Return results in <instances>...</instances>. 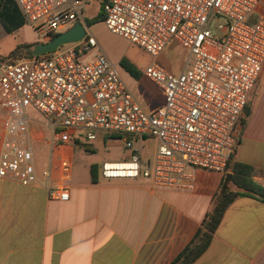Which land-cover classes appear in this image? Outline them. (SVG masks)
<instances>
[{"label": "built area", "instance_id": "1", "mask_svg": "<svg viewBox=\"0 0 264 264\" xmlns=\"http://www.w3.org/2000/svg\"><path fill=\"white\" fill-rule=\"evenodd\" d=\"M14 1L24 21L47 43L78 22L86 25L84 12L91 0ZM259 5L260 0L104 2L103 23L113 35L153 58L172 41L188 51L179 74L155 62L145 70L165 98L151 112L141 106L93 35L67 48L0 65V180L40 184L52 199L70 198L51 168L37 172L30 109L44 118L53 138L61 130L83 131L85 145L100 133L122 139L130 155L123 161H104L99 167L103 179H147L156 187L192 191L198 172L224 174L264 67ZM150 139L157 141L153 161L143 155ZM65 140L52 143L53 151L62 154L58 170L67 179L72 162Z\"/></svg>", "mask_w": 264, "mask_h": 264}, {"label": "crops", "instance_id": "2", "mask_svg": "<svg viewBox=\"0 0 264 264\" xmlns=\"http://www.w3.org/2000/svg\"><path fill=\"white\" fill-rule=\"evenodd\" d=\"M258 13L264 15V0ZM4 32L0 23L1 39ZM164 101L161 90L160 97L149 92V103L140 104L151 112ZM247 105L251 116L242 132L240 124L232 156L253 166L255 179L264 185V67ZM30 110L37 172L51 168L70 198L52 199L40 184L0 180V264H170L195 236L224 174L198 172L192 191L156 187L147 179L106 180L100 165L79 159L67 147L72 168L64 179L58 170L62 154L53 151L45 122L33 124ZM3 135L0 113V143ZM46 148L48 164L40 167L35 149ZM93 165L98 166L95 178ZM193 264H264V204L243 197L230 205L209 248Z\"/></svg>", "mask_w": 264, "mask_h": 264}, {"label": "rangeland", "instance_id": "3", "mask_svg": "<svg viewBox=\"0 0 264 264\" xmlns=\"http://www.w3.org/2000/svg\"><path fill=\"white\" fill-rule=\"evenodd\" d=\"M92 3L88 5L84 12L85 19H92L95 15L93 11L97 8V12L100 10V0H96V3L91 0ZM98 1V2H97ZM98 3V4H97ZM19 8V7H18ZM21 12V11H20ZM93 16V17H92ZM89 30H87L88 35H93L104 53L107 55L109 60L117 65L118 72L125 82L129 90L136 97L139 103L145 104L149 103V92L154 98L161 96V90L156 84L151 82L145 77L144 72L148 66L156 62L161 67L165 68L173 74L181 73L184 69V64L187 61L188 51L184 49L177 41H172L166 50L159 55L157 58H153L146 54L139 47L131 44L124 38L113 35L105 26L103 22L95 23L91 25ZM34 43H45L37 35L35 29L25 22V25L14 32L13 34H5L3 39L0 38V57H8L18 46L22 44H34ZM72 44H66L60 47V49L67 48ZM126 59L131 63L133 68L139 73L138 78H133L131 74L124 68L121 64V60ZM32 115L33 124L36 127H41V122H44V118L30 110ZM38 122V124H37ZM98 139L93 142V144L88 145L89 148L94 149L95 153L85 152V138L83 131L74 132H63L58 130L56 137L53 138L52 133H47V138L50 142L53 140H65L67 143L64 148L69 147L76 151V155L79 159L86 162L93 161L98 165H101L104 161H123L129 157L130 153L124 148V141L114 137H109L103 134L98 135ZM70 137V139H69ZM74 137L79 139V142H75ZM70 140V141H69ZM157 141L155 139H150L145 143V149L143 150V155L145 159L154 160L155 156V146ZM34 149V148H33ZM81 149V150H79ZM36 160L40 167H46L48 164V158L50 155V149L45 150L35 149ZM86 157V158H85ZM35 158V155H34Z\"/></svg>", "mask_w": 264, "mask_h": 264}, {"label": "trees", "instance_id": "4", "mask_svg": "<svg viewBox=\"0 0 264 264\" xmlns=\"http://www.w3.org/2000/svg\"><path fill=\"white\" fill-rule=\"evenodd\" d=\"M106 1L108 0L101 1L100 10L96 16L86 20L88 27L95 23L104 22L103 4ZM0 23L8 34H13L25 25L24 18L14 0H0ZM39 44L42 43L18 46L8 57H0V65L12 64L22 58L34 56L31 54V50ZM121 64L133 78L139 77V73L126 59H122ZM245 114L246 116L241 122V132L251 116L248 105L245 109ZM237 140L239 141L240 137ZM84 147L87 152L95 153L94 149L89 148L88 145ZM92 173L94 178L98 175L97 165L92 166ZM243 197L251 198L264 204V185L255 179V168L253 166L237 162L231 155L220 188L213 196L210 208L195 236L170 264H193L200 258L209 248L225 211L235 201Z\"/></svg>", "mask_w": 264, "mask_h": 264}, {"label": "water", "instance_id": "5", "mask_svg": "<svg viewBox=\"0 0 264 264\" xmlns=\"http://www.w3.org/2000/svg\"><path fill=\"white\" fill-rule=\"evenodd\" d=\"M87 35V26L78 22L73 27L58 34L47 43L39 44L31 50V54L39 56L60 48L63 45L83 40Z\"/></svg>", "mask_w": 264, "mask_h": 264}]
</instances>
